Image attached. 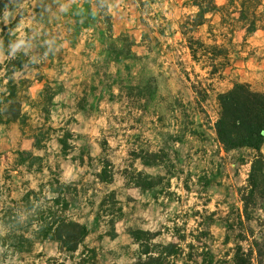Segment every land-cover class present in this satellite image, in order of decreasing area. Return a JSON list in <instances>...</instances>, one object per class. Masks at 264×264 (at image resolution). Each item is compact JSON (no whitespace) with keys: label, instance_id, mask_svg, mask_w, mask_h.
I'll list each match as a JSON object with an SVG mask.
<instances>
[{"label":"rangeland","instance_id":"obj_1","mask_svg":"<svg viewBox=\"0 0 264 264\" xmlns=\"http://www.w3.org/2000/svg\"><path fill=\"white\" fill-rule=\"evenodd\" d=\"M107 2L114 35L134 37L157 78L147 110L99 62L97 0H0V84L8 60L21 66L26 122L0 125V264H72L29 226L42 206L60 212L59 197L89 227L86 264H264V180L244 216L256 152L226 151L216 134L220 94L237 82L264 93V0ZM22 151L42 159L22 164Z\"/></svg>","mask_w":264,"mask_h":264},{"label":"trees","instance_id":"obj_2","mask_svg":"<svg viewBox=\"0 0 264 264\" xmlns=\"http://www.w3.org/2000/svg\"><path fill=\"white\" fill-rule=\"evenodd\" d=\"M136 4H142L143 0H134ZM261 2V0H247L250 4L253 2ZM106 11V19L104 20V29L100 43L102 45V52L99 55V62L109 65V70L114 67L120 80L117 90L120 94L125 93V88L129 98L138 103V109L147 110L148 106L154 101L158 93L157 78L155 76H147L145 57L138 55L134 51L137 42L134 37L128 33H122L118 36L114 35V27L112 15L108 9L107 0H97V4ZM198 7L201 8L199 4ZM260 3H258V6ZM216 9V8H214ZM208 10L207 12H210ZM205 12V13H207ZM242 19H248L249 16H242ZM258 30V26L253 22L252 26L248 27L247 34L251 35ZM192 51L194 52L193 48ZM194 59H197V54L194 52ZM135 67L130 69L127 76L122 75L121 70H125V66ZM6 74L0 87H3L0 92V125H8L18 121L25 122V113L23 111V102L20 98V88L16 81L14 74L21 68L13 60H8L5 64ZM18 69V70H17ZM134 77V78H132ZM137 81L136 83L133 82ZM4 81L7 83L4 85ZM220 114L216 123V134L219 143L226 151L248 148L256 152L252 168L250 172V195H244L243 201L245 204L244 216L246 221H252L254 217L250 212V205L252 199L255 197V188L259 181L264 180V157L262 148L264 146V93L253 90L250 85L237 82L233 88L226 93L219 95ZM22 164L32 163L41 160V157L35 156L33 152L22 151L19 153ZM34 192L27 195L26 203H32L31 196ZM53 202L56 206H63L62 210L55 211L48 206H42L34 215L38 218L30 220L29 226L35 227L38 238L45 241H56L61 245V253L69 255L72 259V264H86L84 253L79 254L81 246L84 244L89 235V227L73 220L66 215L68 210V202L66 199L55 198ZM65 207V208H64ZM31 210L35 208L30 205ZM34 217V216H33ZM140 232H132L134 238ZM33 236V235H32ZM21 239L32 242L30 236L22 235ZM256 247L253 248L262 257L260 244L256 242ZM177 246L169 244L158 252L160 256L171 257L174 255V250ZM173 250V251H172ZM46 264H67L63 258L51 257L48 258Z\"/></svg>","mask_w":264,"mask_h":264},{"label":"crops","instance_id":"obj_3","mask_svg":"<svg viewBox=\"0 0 264 264\" xmlns=\"http://www.w3.org/2000/svg\"><path fill=\"white\" fill-rule=\"evenodd\" d=\"M220 4H222V3H220Z\"/></svg>","mask_w":264,"mask_h":264}]
</instances>
